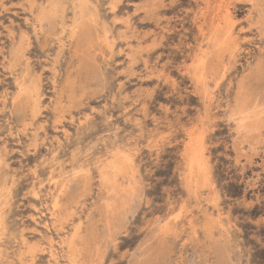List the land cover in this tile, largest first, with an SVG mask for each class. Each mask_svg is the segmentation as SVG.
Listing matches in <instances>:
<instances>
[{"label":"rangeland","instance_id":"obj_1","mask_svg":"<svg viewBox=\"0 0 264 264\" xmlns=\"http://www.w3.org/2000/svg\"><path fill=\"white\" fill-rule=\"evenodd\" d=\"M0 193V264H264V0H0Z\"/></svg>","mask_w":264,"mask_h":264},{"label":"trees","instance_id":"obj_2","mask_svg":"<svg viewBox=\"0 0 264 264\" xmlns=\"http://www.w3.org/2000/svg\"><path fill=\"white\" fill-rule=\"evenodd\" d=\"M228 162H225V165H227ZM219 171H221L220 173V176L222 179H224L226 177V168L224 166H222ZM242 186L239 187L237 184H229L227 187H226V190L227 192L229 193V195H231L233 198H237V197H240L241 196V190H242Z\"/></svg>","mask_w":264,"mask_h":264},{"label":"bare ground","instance_id":"obj_3","mask_svg":"<svg viewBox=\"0 0 264 264\" xmlns=\"http://www.w3.org/2000/svg\"><path fill=\"white\" fill-rule=\"evenodd\" d=\"M4 51H5V50H4ZM9 53H10V52H9ZM258 116H259V115H258ZM196 138H197V137H196ZM191 146H193V145H191ZM193 148H194V147H193ZM118 154H120V153H118ZM125 155H127V154H125ZM187 155H188V154H187ZM112 156H113V155H112ZM122 156H124V153L122 154ZM107 157H108V156H107ZM112 158H113V157H112ZM127 158H128V157H127ZM103 159H104V158H103ZM121 159H122V158H121ZM128 159H129V158H128ZM128 159H127V160H128ZM116 160H117V158H116ZM123 160H124V159H123ZM130 160H132V159H130ZM191 160H193V159H191ZM113 161H114V160H113ZM117 161H118V160H117ZM193 161H194V160H193ZM94 162H95V161H94ZM97 162H98V161H97ZM114 162H115V161H114ZM121 162H123V161H121ZM124 162H125V166H127L128 163H129V161H128V163H127V165H126V161H124ZM108 163H109V162H108ZM117 163H118V162H117ZM102 164H103V163H102ZM102 164H100V165H102ZM112 164H113V162L111 163V165H112ZM120 164H121V163H120ZM129 164H130V163H129ZM108 165H110V164H108ZM108 165H107L106 168H108ZM116 165H117V164H116ZM92 166H94V165H92ZM96 166H98V165L96 164ZM105 166H106V165H105ZM102 168H103V167H102ZM102 168H101V169H102ZM111 169H112V168H111ZM116 169H118L117 166H116ZM99 170H100V168H99ZM119 171H120V170H119ZM90 172H91V171H90ZM108 172H109V171H107V175L110 177L112 174L109 175ZM99 173L101 174V172H99ZM118 173H120V172H118ZM123 173H124V171H123ZM78 174H79V173H78ZM78 174H77V175H78ZM81 175H82V174H81ZM85 175H86V174H85ZM102 175L104 176V174H102ZM102 175H101V176H102ZM117 176H118V175H117ZM91 177H92V176H91ZM111 177H112V176H111ZM114 178H115V176H114ZM107 179H108V178H107ZM107 179H106V181H107ZM116 181H117V180H116ZM116 181H115V182H116ZM117 183H118V182H117ZM114 185H116V184L114 183ZM116 186H117V185H116ZM118 186H119V185H118ZM119 187H120V186H119ZM0 194H1V193H0ZM1 195H2V194H1ZM1 200H4V199L2 198ZM1 200H0V201H1ZM0 204H1V203H0ZM2 204H4V203H2ZM1 206H2V205H1ZM79 223H80V222H79ZM1 228H2V227H1ZM0 233H1V232H0ZM0 237H1V236H0ZM74 239H75V238H74ZM0 240H1V239H0ZM0 244H1V243H0ZM0 249H1V248H0ZM0 252H1V250H0ZM19 254H20V253H19ZM31 262H32V261H31Z\"/></svg>","mask_w":264,"mask_h":264}]
</instances>
